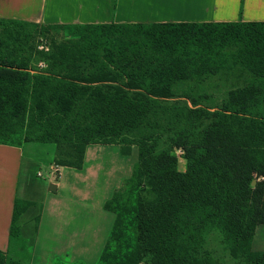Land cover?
I'll list each match as a JSON object with an SVG mask.
<instances>
[{"label": "trees", "instance_id": "1", "mask_svg": "<svg viewBox=\"0 0 264 264\" xmlns=\"http://www.w3.org/2000/svg\"><path fill=\"white\" fill-rule=\"evenodd\" d=\"M23 143L53 144V165L75 170L89 145L137 149L129 206L121 192L103 205L114 219L98 264H218L199 255L213 231L233 259L264 264V246L252 249L264 225V22L0 18V145ZM30 205L14 202L10 238ZM0 264L21 263L0 250Z\"/></svg>", "mask_w": 264, "mask_h": 264}, {"label": "crops", "instance_id": "2", "mask_svg": "<svg viewBox=\"0 0 264 264\" xmlns=\"http://www.w3.org/2000/svg\"><path fill=\"white\" fill-rule=\"evenodd\" d=\"M0 6L1 19L28 22L31 27L110 23L264 22V0H3ZM100 146H87L82 168L72 169L77 173L89 172L87 177L83 178L79 175L76 181L77 174L67 173L70 177L64 183V176L62 178L59 170V181H51L47 189L37 181V178L42 176L38 177L36 171L33 177L31 169L38 163H42L47 168L53 165L55 149L53 144L23 143L21 147L0 145V250H6L9 245L14 202L23 201L30 202L31 205L19 215L15 225L19 235L21 233L23 237L32 240L29 264H36V256L40 257V261L45 262L47 259L45 263L48 264L50 261L49 264H52L57 258L67 256L57 250V248L63 250L67 246L75 249L76 252L78 248H86L87 251L93 249V254L97 253L95 257L98 261L114 219L111 213L103 209L105 201L109 198L107 185L109 182L103 173L98 174L101 169L96 168L94 171L91 165L87 167L88 150ZM112 157L117 162L121 159L119 154ZM91 173L93 174L90 175ZM69 183L76 189L78 195L86 197L89 203L93 202L90 207L95 208L97 212L98 224L76 227L71 210L70 219L63 218L64 211L72 209L71 203L75 205L76 203L70 194L67 197L69 201L66 200L65 205L53 195L58 189L67 188ZM35 220H38V223L35 224ZM59 220L61 227H64L63 224H68L69 220L75 222V225L69 229L70 234L65 236L70 239L69 241L72 240V243L61 245L55 242L58 238L68 240L62 234H58L61 228L57 227ZM87 222L88 220L85 221ZM24 228L27 230L26 233L23 231ZM71 256L72 261L84 263L80 258Z\"/></svg>", "mask_w": 264, "mask_h": 264}, {"label": "rangeland", "instance_id": "3", "mask_svg": "<svg viewBox=\"0 0 264 264\" xmlns=\"http://www.w3.org/2000/svg\"><path fill=\"white\" fill-rule=\"evenodd\" d=\"M1 3H3V0H0V4ZM69 34L70 33L68 31H65L64 33H62L64 37L69 36ZM102 152L104 153V156ZM116 154H119L121 156V159L119 162L115 161V159H112L113 158L112 156ZM175 156L178 161V170L181 172L184 171L185 164H184L183 159L180 156L176 155V153H175ZM86 157H87V163H88L87 167L91 165V168H93L92 170L94 171L96 170V168L101 169L98 171V174L103 173V176L109 182L107 184L109 187V198L107 200L109 201L111 200L112 204L114 205L116 203V200H112L113 196L121 192V194L123 195L121 197V202L125 203L126 207L129 206L130 201L126 200V195H124V191L130 187L131 182L133 181L132 173L137 165V149L133 148L131 153L125 156V155L120 154V148L118 146L109 148V147H103L101 145L100 147H91L88 150ZM59 170H60V174H62V178L64 176L63 178L64 183H66V179L68 180V178L70 177V175H68L67 173H71L72 175L77 174V177L75 179L76 181L79 175L85 178L88 176L87 174H89V172L77 173L76 171H73L72 169H69V168H59ZM36 171L42 174V177L37 178V181H39L44 186H46L47 189L51 181H54V182L59 181V178H58L59 172L57 173L56 177L50 176L48 174V168L44 166L42 163H38L31 169V173L33 174V177H35L34 174L36 173ZM92 174L93 173H91L90 175ZM252 182H254L255 184V180ZM254 184L252 185L251 183L252 187L254 186ZM81 192L83 194L84 192L83 188L81 189ZM69 194L70 196L73 197L72 199L74 200L76 205L71 203V207L73 210L72 209L65 210L63 213V218L70 219V216H71L70 210H71L72 215L75 218L74 221L76 222V227L79 225L91 226V224H93L94 226L95 224H98L99 219H98V216L96 217L97 212H95V208L90 207V204L93 205V202L89 203L86 197L84 198L83 195H78V193H76V189L73 186H71V183H69L68 187L65 189H62V190L58 189V192H56V194L53 196H57L56 199L62 201L63 205H65V201L66 200L69 201V199L67 198ZM97 196H98V193H97ZM82 200H85V201H82ZM80 212H82L83 214H81ZM87 220L88 222L85 223V221ZM67 222L69 223L63 224L64 227H61L60 220H59L58 225H57V227L59 226L61 227L59 229L60 233L58 232V234L60 235L62 234L63 237L70 234L71 231H69V229L73 227V225H75V222L72 223V220H69ZM36 223H38V220L37 221L35 220V224ZM25 228L23 230L24 233L27 232ZM131 230H132V227L129 228V231ZM59 239L60 238H58V240H56L55 242H58L61 245L64 243L73 242L72 240L69 241L70 239L68 238H66L68 240H65V239L59 240ZM30 243H32L31 238H25L20 233L19 237H14V238L9 237V245L7 246L6 250L4 251L1 250V251L5 253L8 260L19 261L21 264H29V260L31 258L30 256L31 244ZM263 246H264V225H259L255 230V234H254V238L252 242V249L254 251H261L263 249ZM57 250L61 251L63 254H67V256H63L61 259L57 258V260H54L52 264H84V263L98 264V261L96 260L97 257H95L97 253L93 254V249L87 251L86 248L85 249L78 248L77 249L78 252H76L75 249H72L67 246L63 250H60V248H57ZM110 250L115 251L116 245L111 244ZM57 255H60V254H57ZM71 255H73L74 257L80 258L82 262L84 263H81L77 260H76L77 262L72 261L73 257ZM199 255L200 256L209 255L212 258H214L218 264H243L242 259H233L228 253V251L225 250L224 245L222 243L221 236L219 235L217 231H213L205 238L204 244L201 250L199 251ZM45 262L40 261V257L36 256V262H35L36 264H46ZM141 264H150L149 257H144Z\"/></svg>", "mask_w": 264, "mask_h": 264}, {"label": "built area", "instance_id": "4", "mask_svg": "<svg viewBox=\"0 0 264 264\" xmlns=\"http://www.w3.org/2000/svg\"><path fill=\"white\" fill-rule=\"evenodd\" d=\"M47 43L45 40L43 39H39L38 40V44H37V50L41 51V50H44V51H47ZM38 67L39 68H44L45 67V64L43 62H39L38 63ZM183 154V152L181 150H176V155L178 156H181ZM59 172V167L53 165V166H50L48 168V174L50 176H53V177H56L57 173ZM37 176L38 177H41L42 174L40 172L37 173Z\"/></svg>", "mask_w": 264, "mask_h": 264}, {"label": "water", "instance_id": "5", "mask_svg": "<svg viewBox=\"0 0 264 264\" xmlns=\"http://www.w3.org/2000/svg\"><path fill=\"white\" fill-rule=\"evenodd\" d=\"M254 184V182H252V185ZM51 189H54L53 187H50Z\"/></svg>", "mask_w": 264, "mask_h": 264}]
</instances>
